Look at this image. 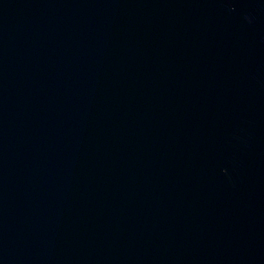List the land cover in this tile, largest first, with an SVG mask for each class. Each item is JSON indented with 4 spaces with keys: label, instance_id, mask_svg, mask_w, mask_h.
Returning <instances> with one entry per match:
<instances>
[{
    "label": "water",
    "instance_id": "water-1",
    "mask_svg": "<svg viewBox=\"0 0 264 264\" xmlns=\"http://www.w3.org/2000/svg\"><path fill=\"white\" fill-rule=\"evenodd\" d=\"M0 264H264V0H0Z\"/></svg>",
    "mask_w": 264,
    "mask_h": 264
}]
</instances>
